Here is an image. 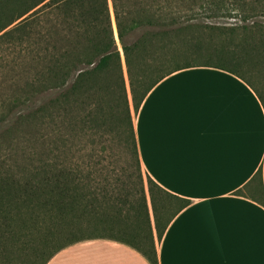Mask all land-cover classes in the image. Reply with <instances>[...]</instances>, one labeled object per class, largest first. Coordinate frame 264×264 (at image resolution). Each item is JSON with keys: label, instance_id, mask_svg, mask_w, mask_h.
Here are the masks:
<instances>
[{"label": "trees", "instance_id": "16d2710c", "mask_svg": "<svg viewBox=\"0 0 264 264\" xmlns=\"http://www.w3.org/2000/svg\"><path fill=\"white\" fill-rule=\"evenodd\" d=\"M5 45L19 50L18 73L0 97V139L28 144L0 146V242L46 264L72 243L105 237L159 264L156 239L188 200L142 169L123 60L136 115L164 77L194 66L237 75L264 107V0H0ZM196 55L207 62H189ZM122 124L127 178L92 180L90 171L83 183L71 161L76 140ZM253 181L264 206L261 169Z\"/></svg>", "mask_w": 264, "mask_h": 264}, {"label": "crops", "instance_id": "0c3cea01", "mask_svg": "<svg viewBox=\"0 0 264 264\" xmlns=\"http://www.w3.org/2000/svg\"><path fill=\"white\" fill-rule=\"evenodd\" d=\"M134 126L142 169L188 200L156 239L159 264H264V206L251 196L260 169L264 184V107L254 90L220 68L182 69L151 89ZM46 264L151 262L126 243L96 237Z\"/></svg>", "mask_w": 264, "mask_h": 264}, {"label": "rangeland", "instance_id": "374dc122", "mask_svg": "<svg viewBox=\"0 0 264 264\" xmlns=\"http://www.w3.org/2000/svg\"><path fill=\"white\" fill-rule=\"evenodd\" d=\"M121 47V43L120 41H118V48L120 49V51ZM2 48L4 49L3 51L0 50V97L3 93L12 92L10 85L14 80L17 79L18 73V69L17 67H15V55L17 51L19 52V50L14 47L7 48L6 45ZM204 57H202V55H196L189 62L194 64L207 62V60H205L206 58L204 59ZM209 62L214 63V61ZM123 66L125 72L126 90L131 105V112L135 121L137 115L135 114L132 106L130 84L125 71L124 60ZM1 87H4L5 91H2ZM50 96L51 94L47 93L43 98L47 99ZM122 125L123 126L120 131L116 130L113 132H101L94 138V141H92V139L89 138L88 135L83 134L80 135L76 140L77 148L81 151L80 153H76V157H73L71 161L79 165L78 176L83 183L88 180L87 176L90 171L92 173V180H97L103 177V175L105 174L112 176V179L116 178V174L118 176H122L123 178H127L128 171L126 170V168L129 167L131 163V154L126 142L125 126L124 124ZM26 144L28 143H11L7 139H4L3 142L2 139H0V146L4 147L12 145L13 148L17 149L20 148V145L24 146ZM6 152L7 151H2V154H5ZM97 161H100L101 163H96ZM92 233L103 234L107 233V231L96 227L92 231ZM4 248L8 249L5 250ZM32 256L33 252L30 249L24 250L19 245L11 241L6 242L4 239L0 242V257L8 264H28L32 261ZM37 263L39 264V261Z\"/></svg>", "mask_w": 264, "mask_h": 264}]
</instances>
